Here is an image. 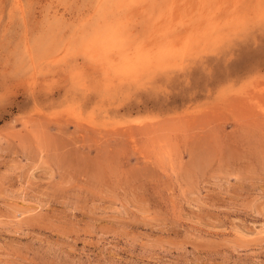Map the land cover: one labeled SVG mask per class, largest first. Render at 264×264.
Returning <instances> with one entry per match:
<instances>
[{
	"label": "rangeland",
	"instance_id": "rangeland-1",
	"mask_svg": "<svg viewBox=\"0 0 264 264\" xmlns=\"http://www.w3.org/2000/svg\"><path fill=\"white\" fill-rule=\"evenodd\" d=\"M0 264H264V0H0Z\"/></svg>",
	"mask_w": 264,
	"mask_h": 264
},
{
	"label": "bare ground",
	"instance_id": "bare-ground-1",
	"mask_svg": "<svg viewBox=\"0 0 264 264\" xmlns=\"http://www.w3.org/2000/svg\"><path fill=\"white\" fill-rule=\"evenodd\" d=\"M146 16V15H145ZM154 36H155V34H153ZM152 40L153 39H151V40H149L148 42L145 40L144 42H147V43H145V44H143L142 46H141V49H143L142 50V52H140L139 54H138V57L136 58V61L137 62H141V63H146V62H148L149 61V58L151 57V50H149V48H145V47H147V45H149L151 42H152ZM138 43V42H137ZM140 43H141V41H140ZM149 43V44H148ZM139 44V43H138ZM137 44V45H138ZM136 51H137V48L135 49ZM138 50H139V48H138ZM135 61V60H134ZM140 63V64H141Z\"/></svg>",
	"mask_w": 264,
	"mask_h": 264
}]
</instances>
